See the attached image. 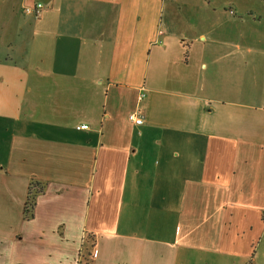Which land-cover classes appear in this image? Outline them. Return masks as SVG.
Instances as JSON below:
<instances>
[{
  "label": "crops",
  "instance_id": "crops-1",
  "mask_svg": "<svg viewBox=\"0 0 264 264\" xmlns=\"http://www.w3.org/2000/svg\"><path fill=\"white\" fill-rule=\"evenodd\" d=\"M246 1L0 0V264L253 261L264 36Z\"/></svg>",
  "mask_w": 264,
  "mask_h": 264
},
{
  "label": "rangeland",
  "instance_id": "rangeland-1",
  "mask_svg": "<svg viewBox=\"0 0 264 264\" xmlns=\"http://www.w3.org/2000/svg\"><path fill=\"white\" fill-rule=\"evenodd\" d=\"M246 3L249 5V4H252V6H255L256 7V10H257V19H261V26H262V30H261V32L263 33L262 34V36H264V2L263 1H261V0H256V1H254V0H247L246 1ZM251 6V5H250ZM259 19V20H260ZM1 226V225H0ZM13 228H15V226H12ZM264 239V238H263ZM260 242V241H259ZM259 242H258V244H259ZM24 247H25V245H24ZM26 248V247H25ZM25 248H23V247H19V248H17V249H14V254H13V257H12V260L14 259V256H15V254H16V256L18 257V255L20 254L21 256H23V255H26V252H25ZM264 248V240L262 241L261 240V242H260V245H259V251H258V255H257V252H256V257L253 259V261H251L250 259V264H257V260L258 259H261V257L262 256H264V253L263 254H261V252H262V249ZM84 249V248H83ZM255 251H257V250H255ZM83 254V253H82ZM257 257H258V259H257ZM38 258H43L40 254L38 255ZM257 259V260H256ZM85 262V260L84 261H82V264ZM259 264V263H258ZM261 264V263H260Z\"/></svg>",
  "mask_w": 264,
  "mask_h": 264
},
{
  "label": "trees",
  "instance_id": "trees-1",
  "mask_svg": "<svg viewBox=\"0 0 264 264\" xmlns=\"http://www.w3.org/2000/svg\"><path fill=\"white\" fill-rule=\"evenodd\" d=\"M33 191H34V193H33ZM35 192H37V193L39 192L40 193L41 192V189L38 187V184L33 183L28 188L26 202H25L24 208H23L24 215L27 218L30 217V211L34 207L35 198H36V195H35L36 193ZM86 251L84 252L85 255L83 256V258L85 259V264H88V262H87L88 261L87 260L88 254H86ZM86 255H87V258H86Z\"/></svg>",
  "mask_w": 264,
  "mask_h": 264
},
{
  "label": "built area",
  "instance_id": "built-area-1",
  "mask_svg": "<svg viewBox=\"0 0 264 264\" xmlns=\"http://www.w3.org/2000/svg\"><path fill=\"white\" fill-rule=\"evenodd\" d=\"M41 9H42V5L41 4H37L34 8L25 7L23 9V12L25 14H31L34 17L38 18L40 16ZM128 118H129V121H131V122H133L135 124H141V119L138 118L135 114H130ZM87 128H88L87 125H81V126L77 127V129H87Z\"/></svg>",
  "mask_w": 264,
  "mask_h": 264
}]
</instances>
